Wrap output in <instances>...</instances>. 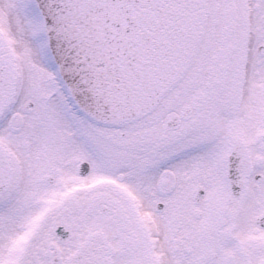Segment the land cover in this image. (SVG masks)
Masks as SVG:
<instances>
[{"label": "snow or ice", "instance_id": "obj_1", "mask_svg": "<svg viewBox=\"0 0 264 264\" xmlns=\"http://www.w3.org/2000/svg\"><path fill=\"white\" fill-rule=\"evenodd\" d=\"M0 264H264V0H0Z\"/></svg>", "mask_w": 264, "mask_h": 264}]
</instances>
